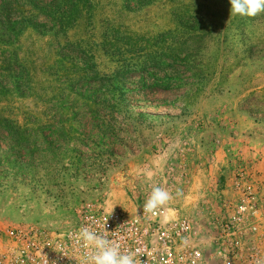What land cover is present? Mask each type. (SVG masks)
I'll use <instances>...</instances> for the list:
<instances>
[{"label": "rangeland", "instance_id": "374dc122", "mask_svg": "<svg viewBox=\"0 0 264 264\" xmlns=\"http://www.w3.org/2000/svg\"><path fill=\"white\" fill-rule=\"evenodd\" d=\"M230 8L0 0V238L72 221L84 203L143 210L147 181L159 187L215 125L263 140L264 12Z\"/></svg>", "mask_w": 264, "mask_h": 264}, {"label": "built area", "instance_id": "2783aa9c", "mask_svg": "<svg viewBox=\"0 0 264 264\" xmlns=\"http://www.w3.org/2000/svg\"><path fill=\"white\" fill-rule=\"evenodd\" d=\"M170 175L166 187L181 194ZM240 180L237 198H201L199 206L131 213L90 202L78 205L72 221L21 222L1 234L0 264H87L93 249L77 242L82 227L119 243L121 254L135 253L140 264H264V206Z\"/></svg>", "mask_w": 264, "mask_h": 264}, {"label": "crops", "instance_id": "0c3cea01", "mask_svg": "<svg viewBox=\"0 0 264 264\" xmlns=\"http://www.w3.org/2000/svg\"><path fill=\"white\" fill-rule=\"evenodd\" d=\"M231 127L225 124L213 126L208 130L207 140L205 139L202 143L200 136L195 135L192 139L195 143L193 147L198 150L195 151L192 148V154L189 157L186 156L189 159L185 157L180 159L179 168H168L164 171L166 175L174 170L179 175L183 172L187 173L178 179V183L176 182L181 188L180 199L184 206L190 203V206H195L199 200H202L201 198L206 197L211 203H214L217 197L237 198L241 195V189L237 185L239 179L250 183L249 185L254 188L259 198L260 205L264 206V139L246 140L240 133H236L237 137L232 138ZM162 181L169 183V177ZM162 181L159 183L161 188H163L162 185L165 186ZM147 183L149 192L155 187L152 186L155 180L147 181ZM189 197H192L191 201Z\"/></svg>", "mask_w": 264, "mask_h": 264}, {"label": "clouds", "instance_id": "9594fccd", "mask_svg": "<svg viewBox=\"0 0 264 264\" xmlns=\"http://www.w3.org/2000/svg\"><path fill=\"white\" fill-rule=\"evenodd\" d=\"M230 5L231 15L251 18L264 12V0H230ZM171 199L169 191L155 187L146 200L143 211L152 213ZM76 240L77 242L82 241L84 247L93 249L87 264H140L134 259L135 253L121 254L119 243L109 241L88 227H82L79 230ZM257 264H261V262L258 261Z\"/></svg>", "mask_w": 264, "mask_h": 264}]
</instances>
